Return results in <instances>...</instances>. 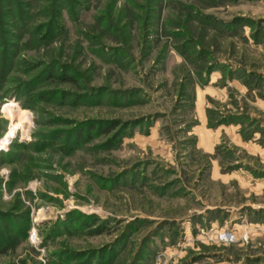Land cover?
<instances>
[{
  "label": "rangeland",
  "instance_id": "374dc122",
  "mask_svg": "<svg viewBox=\"0 0 264 264\" xmlns=\"http://www.w3.org/2000/svg\"><path fill=\"white\" fill-rule=\"evenodd\" d=\"M0 264H264V0H0Z\"/></svg>",
  "mask_w": 264,
  "mask_h": 264
},
{
  "label": "trees",
  "instance_id": "16d2710c",
  "mask_svg": "<svg viewBox=\"0 0 264 264\" xmlns=\"http://www.w3.org/2000/svg\"><path fill=\"white\" fill-rule=\"evenodd\" d=\"M18 6V5H17ZM54 68L48 69L47 76L48 78H55L56 80H63V81H69L72 82L74 79L70 75L66 74V70L62 71V73L59 75L58 73H54ZM93 127H89L88 129H81L76 133V136L74 137V142H77L78 140H82L85 138V135H87V132H89ZM110 127H105L103 130L107 131Z\"/></svg>",
  "mask_w": 264,
  "mask_h": 264
},
{
  "label": "built area",
  "instance_id": "2783aa9c",
  "mask_svg": "<svg viewBox=\"0 0 264 264\" xmlns=\"http://www.w3.org/2000/svg\"><path fill=\"white\" fill-rule=\"evenodd\" d=\"M213 234L217 240L225 243L234 242L240 239L246 241V233H243L242 235L235 237V234L231 229H223L219 232H214Z\"/></svg>",
  "mask_w": 264,
  "mask_h": 264
}]
</instances>
